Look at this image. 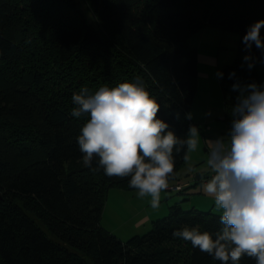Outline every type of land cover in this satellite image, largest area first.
<instances>
[{
  "label": "trees",
  "instance_id": "obj_1",
  "mask_svg": "<svg viewBox=\"0 0 264 264\" xmlns=\"http://www.w3.org/2000/svg\"><path fill=\"white\" fill-rule=\"evenodd\" d=\"M84 2L94 25L75 0H0V66L21 69L0 84V264H221L172 236L183 226L218 231L220 214L209 210L170 205L146 234L124 241L101 225L109 189H135L129 178L94 171L96 160L84 166L77 137L88 117L71 115V98L139 79L160 104L158 118L186 137L198 72L189 38L210 26L239 37L233 61L218 70L231 122L239 95L232 85L264 84L261 50L243 42L264 20V0ZM174 158L169 182L184 152Z\"/></svg>",
  "mask_w": 264,
  "mask_h": 264
},
{
  "label": "clouds",
  "instance_id": "obj_2",
  "mask_svg": "<svg viewBox=\"0 0 264 264\" xmlns=\"http://www.w3.org/2000/svg\"><path fill=\"white\" fill-rule=\"evenodd\" d=\"M264 20L252 24L243 37L246 50L253 44L261 50L264 63ZM243 60L254 66L251 55ZM222 75V74H218ZM234 73L230 74V77ZM239 95L231 106V126L226 135L205 139L208 145V178L201 174L203 192L213 198L220 213L215 233L183 226L174 238L212 256L221 264H240L248 257L264 264V84L232 85ZM73 117L87 116L77 137L85 167L103 170L108 177L129 178L128 184L140 198L150 197V206H160L161 193L174 174V153H189L200 144V130L190 125L180 138L158 118L160 104L142 82L103 86L94 93L82 88L72 95ZM177 118H179L177 116ZM192 119V114H186Z\"/></svg>",
  "mask_w": 264,
  "mask_h": 264
},
{
  "label": "rangeland",
  "instance_id": "obj_3",
  "mask_svg": "<svg viewBox=\"0 0 264 264\" xmlns=\"http://www.w3.org/2000/svg\"><path fill=\"white\" fill-rule=\"evenodd\" d=\"M75 2L86 13L88 21L94 25L95 20L87 11L84 0H75ZM218 31L222 32V30L219 29ZM223 33L224 35L215 36V40L220 46H222V49L217 53L219 54L217 63H211L210 65H207L206 62V64H204V61H206V59L205 57L200 56L198 71L199 80L197 77V89L190 108V113L192 114V123L199 122L198 125H195L200 128L199 130L201 140L200 144L198 145L197 151L188 154L189 160L185 162L180 170V173L182 175H185L186 177L184 178L187 179L191 177V175H193L195 172L205 173L206 171H208L206 164L207 159L203 156L204 150L202 147L204 141L203 131L205 130V122H208V124L211 123L209 132L217 136L226 135L231 126V122L228 123L224 120L222 94L217 81L218 70L213 67L218 65L219 69L220 66L231 63L233 61L238 46L239 37L234 32L223 31ZM199 48L200 52L202 50H206V52H208L209 54H215L217 51V47L212 48L205 45H199ZM0 67L4 70L2 72L0 71V84L4 83V77L13 75L14 73L21 71L19 65L14 67L13 71H11V66L8 67V69H6L7 67L4 66ZM204 72L208 75H205ZM211 90L217 95L218 99L214 94H212ZM216 104L217 106H215ZM132 193L133 192L131 190H127L124 188H111L110 192H108L107 194L108 197L106 198L100 220L101 225L105 229L113 232V234H115L119 239L123 241L134 235L141 236L146 234L150 229V225L152 222V219H149L147 222H144V224L141 223L138 228L132 229V226H134L139 220L142 219L144 209L146 207V203L143 201V198H140L138 194L134 195ZM164 195H170V191L165 192ZM162 200H164L163 197ZM148 208L150 209L151 207L149 206ZM205 208L208 209V207ZM163 217L164 215L158 218ZM158 218L156 217L153 220H157ZM43 229L49 237H52L44 227Z\"/></svg>",
  "mask_w": 264,
  "mask_h": 264
},
{
  "label": "crops",
  "instance_id": "obj_4",
  "mask_svg": "<svg viewBox=\"0 0 264 264\" xmlns=\"http://www.w3.org/2000/svg\"><path fill=\"white\" fill-rule=\"evenodd\" d=\"M220 30V29H219ZM217 35H224L223 31L220 32L218 31L217 28L214 27H210V26H205L204 28H202L200 31H198L197 33L193 34L190 38H189V44L196 49L197 51V70L199 71V62H200V56L201 57H205L206 61H204L207 65H210L211 63H217V58L219 56V54H217L219 52V50L222 49V46H220L218 44V42L215 40V36ZM199 45H205L208 47H217V51L215 54H209L208 52L205 51H201L200 52V48ZM221 67V66H220ZM218 69V65L213 67ZM205 75H208L204 72ZM197 77L199 80V72H197ZM217 81H218V72H217ZM219 86V84H218ZM197 89V88H196ZM212 94H214L217 98V95L211 90ZM218 99V98H217ZM223 103V101H222ZM217 106V104L215 105ZM213 107V106H212ZM223 107V105H222ZM192 121V120H191ZM206 121V120H205ZM199 122L197 123H192V124H196L198 125ZM229 123V122H228ZM208 125V128H207ZM211 127V123L208 124V122H205V130L203 131L204 134V141H203V156L206 157L207 159V153H208V145L205 142V139H215L216 137H218L217 135L211 134L209 132V128ZM200 129V128H199ZM217 133V132H216ZM215 133V134H216ZM186 161H184L183 165L185 164ZM182 165V166H183ZM181 166V168H182ZM179 169L178 173H177V179L170 181L169 185H175V184H179L182 185V190L181 191H173L170 189L165 190L164 192L161 193V201H160V206L157 209H153L150 206V197H144L143 201L146 203V207L144 209V214L141 220H139L134 226H132V229H136L140 226L141 223L144 224V222H147L149 219L153 221L154 218H158L162 215H166L168 213L169 207L170 205L173 204H178L179 206H181L183 209H198V210H209L213 213L216 214H220L217 209L214 207V201L212 197L207 196L203 190H202V180H201V176L200 178H197V175H201L202 173L204 174V176L206 175L207 171L198 173L195 172L193 175H191V177L184 178L186 177L185 175H182L180 173ZM188 175V174H187ZM190 187V188H189ZM111 188L109 189L108 192H110ZM132 191V190H131ZM170 191V195H164L165 192ZM134 195H137V191L134 190L132 191ZM108 197V196H107ZM162 197L164 200H162ZM210 205V206H209ZM151 207L150 209L148 207ZM205 207H208V209H206Z\"/></svg>",
  "mask_w": 264,
  "mask_h": 264
},
{
  "label": "built area",
  "instance_id": "obj_5",
  "mask_svg": "<svg viewBox=\"0 0 264 264\" xmlns=\"http://www.w3.org/2000/svg\"><path fill=\"white\" fill-rule=\"evenodd\" d=\"M208 176H209V173L207 171V173L205 175V180L208 178ZM168 189L178 192V191L182 190V185H179V184L169 185Z\"/></svg>",
  "mask_w": 264,
  "mask_h": 264
},
{
  "label": "water",
  "instance_id": "obj_6",
  "mask_svg": "<svg viewBox=\"0 0 264 264\" xmlns=\"http://www.w3.org/2000/svg\"><path fill=\"white\" fill-rule=\"evenodd\" d=\"M201 175H197V178H200Z\"/></svg>",
  "mask_w": 264,
  "mask_h": 264
}]
</instances>
